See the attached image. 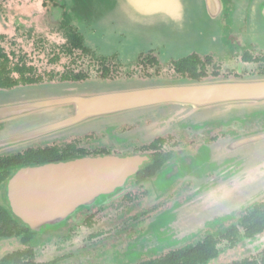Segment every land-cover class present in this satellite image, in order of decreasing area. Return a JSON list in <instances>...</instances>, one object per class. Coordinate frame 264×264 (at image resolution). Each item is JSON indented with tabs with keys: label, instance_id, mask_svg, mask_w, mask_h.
Here are the masks:
<instances>
[{
	"label": "flooded vegetation",
	"instance_id": "1",
	"mask_svg": "<svg viewBox=\"0 0 264 264\" xmlns=\"http://www.w3.org/2000/svg\"><path fill=\"white\" fill-rule=\"evenodd\" d=\"M11 2L13 16L37 23V33L64 42L48 62L55 69L37 70L43 80L27 86L171 81L166 73L172 81L264 78V0H228L219 46L179 58L166 46L153 44L141 51L129 44L127 31L105 0ZM222 114L223 119L199 118L182 131L154 137L147 129L150 122L89 132L85 138L105 140L95 151L73 140L39 145L77 150L74 156L36 166L98 157L138 158L139 163L113 194L90 205L82 200L60 225L42 233L14 214L8 190L19 170L35 166L15 169L1 186L0 204L32 237L24 244L23 232L0 236V242L20 240L21 251H32L34 264H264V223L254 229L248 225L254 212L264 216V142L241 143L264 135V106L257 111L227 108ZM164 227L173 244L157 238L147 242L149 232L157 236ZM45 240L54 247L52 259H45L44 252L38 257L37 247L44 248ZM200 252L215 256L202 261ZM224 254L228 261L221 260Z\"/></svg>",
	"mask_w": 264,
	"mask_h": 264
},
{
	"label": "water",
	"instance_id": "2",
	"mask_svg": "<svg viewBox=\"0 0 264 264\" xmlns=\"http://www.w3.org/2000/svg\"><path fill=\"white\" fill-rule=\"evenodd\" d=\"M105 1L134 45L140 40L139 46L145 50L153 44L166 46L179 58L217 48L228 0ZM263 106V77L0 90V124L6 126L0 131V156L74 134L116 128L156 111L181 116L187 122L213 118L214 113L227 108L257 111ZM262 141L264 135L241 143ZM138 163V158L98 157L23 168L8 186L13 212L33 231L42 233L60 225L82 200L90 205L113 194ZM169 230H158L157 236L153 233L147 237V242L157 238V242L167 239V245L173 244L174 240L166 236Z\"/></svg>",
	"mask_w": 264,
	"mask_h": 264
},
{
	"label": "rangeland",
	"instance_id": "3",
	"mask_svg": "<svg viewBox=\"0 0 264 264\" xmlns=\"http://www.w3.org/2000/svg\"><path fill=\"white\" fill-rule=\"evenodd\" d=\"M13 2L11 0H5L1 3V10H0V34L5 35L3 36L5 39V44L4 46L7 47L9 51H14L15 53L23 56L25 55L27 57V61L29 63H33L35 67H37V70L39 73L43 72H50L53 68V66H50L48 64L49 60L51 59L53 55V51H58L59 48L63 45V40L59 37H45L43 34L37 33L36 27L37 23L35 22H28L25 20H22L20 16H13L11 13V10L14 8L13 7ZM12 15V17H11ZM4 18V19H3ZM47 26V22L45 23ZM40 27V25H39ZM42 28V27H41ZM130 34L129 32H127ZM128 36V41L129 44H133V41L130 40L129 35ZM147 34V33H146ZM146 34L142 35L145 36ZM140 37V36H139ZM135 43V41H134ZM217 45L216 47H218ZM136 48H138L141 51H144L145 48H141L139 44L137 43L135 45ZM167 74V78L171 79L170 80H158V81H127V82H122V83H97V82H91V83H85V84H78V85H92V84H126V83H134V84H142V83H174V82H179L182 80H174L172 81L171 75L172 74ZM162 77H164V73L162 74ZM61 84H45V85H40V86H49V87H55L59 86ZM22 88V87H19ZM27 92H24V95H26ZM220 115V116H218ZM219 117V118H218ZM220 120L223 119V114L222 111H219L218 114H213L212 116L209 117V119L206 120L208 121H214V120ZM194 120L190 121H185V119L181 116H174V114H164V112L161 111H156V112H151L148 114H143L138 119L131 123H126L122 124L123 125H133L137 123H141L142 126H146V123L150 122L149 126H147L148 131L150 134L154 136L158 135H165L168 133H173L175 131H182L187 123L192 122ZM4 125V124H0ZM118 126V127H121ZM5 125L4 128L5 129ZM116 128L109 129L107 127H103L102 130H97L98 132H109V130H115ZM3 129H0L3 130ZM203 130V129H202ZM89 132H94V131H89ZM86 132L84 134H74L67 136L65 138L59 139L57 141L50 142L48 144L56 143V142H68V141H76L77 143L80 144L81 147H85L89 149L90 151H95V150H100L103 148L105 144V140L103 137H96L94 136L92 139L90 138H85L84 135H86ZM74 138H76L74 140ZM41 145V144H39ZM37 145V146H39ZM44 145V144H43ZM9 154V153H8ZM162 228H159L157 230H161ZM153 231L149 232L147 234L148 236L153 235ZM62 236V235H61ZM146 237V238H147ZM56 239V238H52ZM49 240V239H47ZM45 240V242L47 241ZM186 241L183 243L185 244ZM22 244L20 240L18 239H6V240H1L0 242V261L7 256L8 254H11L15 251L21 250L22 249ZM39 248V250H38ZM37 254L38 257L40 258V255L42 252H44L45 259H52L55 255L54 247L52 244H48L47 242L45 243V247H37ZM227 255H223L221 260L224 262L228 258ZM41 259V258H40ZM228 261V259H227Z\"/></svg>",
	"mask_w": 264,
	"mask_h": 264
},
{
	"label": "trees",
	"instance_id": "4",
	"mask_svg": "<svg viewBox=\"0 0 264 264\" xmlns=\"http://www.w3.org/2000/svg\"><path fill=\"white\" fill-rule=\"evenodd\" d=\"M4 44L5 39L0 35V90H12L19 86L39 84L43 79L35 65L29 64L25 55L21 56L14 51H9ZM76 150L70 151L65 149L62 152L57 146H38L28 149L23 153L0 158V189L4 182L12 176L15 169L56 162L65 157L74 156ZM263 223L264 216L260 213L254 212L251 214V218L248 219V225L252 229L255 226H261ZM23 232L26 235L23 238V243L27 244L32 237L30 229H23L21 222L8 210H4L0 204V236L9 238L19 237ZM200 255L202 256V261H205L213 254L212 252H200ZM1 264H34L32 251H15L5 256ZM162 264H167V262ZM172 264H177V262H173Z\"/></svg>",
	"mask_w": 264,
	"mask_h": 264
}]
</instances>
